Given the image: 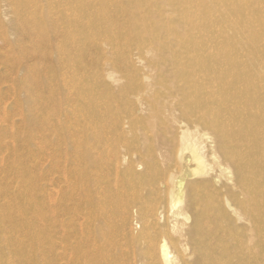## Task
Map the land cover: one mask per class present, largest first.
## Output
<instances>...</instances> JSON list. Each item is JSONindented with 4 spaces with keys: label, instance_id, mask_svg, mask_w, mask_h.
Wrapping results in <instances>:
<instances>
[{
    "label": "bare ground",
    "instance_id": "bare-ground-1",
    "mask_svg": "<svg viewBox=\"0 0 264 264\" xmlns=\"http://www.w3.org/2000/svg\"><path fill=\"white\" fill-rule=\"evenodd\" d=\"M252 11L257 13L253 18L247 16ZM103 44L112 46L111 57L103 53ZM134 52L141 63L166 75L158 79V84L168 94L147 102L150 106L157 102V117L159 107L173 106L178 99L187 108L185 124L192 127L186 124L187 128L181 129L176 152H169L172 142L162 139L160 149L168 151L162 160L150 151L142 155L143 169L139 171V166L132 165L127 174H121L124 182L115 183V225L94 219L96 232L102 236L105 231L115 233V243L103 237L101 246H92L93 251L99 252L96 254L105 255L115 244V258L95 255L98 259L94 263V255L89 254L88 259L86 254L75 259L79 264H264V0L257 5L247 0H0V176L8 175L4 178L10 180L3 185L2 193L7 196L9 186L15 183L22 188L15 198L10 197L12 201L8 198L11 202L0 197V264L54 263L45 250L54 242L42 239L49 232L52 217H56H48L52 208L44 202L51 194L46 192L47 196L41 197L35 193L37 179L30 166L36 161L31 150L39 139L37 134L45 131L43 126L50 124L53 116L57 128L62 115L81 117L78 126L83 129L89 118L98 112L103 114L100 101L89 94L102 84L91 76L104 71L106 63L119 65L130 60ZM150 52L156 58L147 61L146 54ZM123 69H115L114 73L128 78L127 69ZM20 72L24 77H20ZM175 85L182 91L180 97L171 93ZM90 103V109L84 108ZM73 104L81 108L74 110ZM115 112L106 110L109 116L121 115ZM24 121L26 133L21 128ZM198 128L215 140L227 164L211 176L201 147L193 141L192 132ZM83 140H71L70 144L78 154L87 156L93 146ZM109 151L107 158L118 159L121 151H115V155ZM174 159L177 166L173 169H158ZM89 169L88 166L81 172L83 179L97 176ZM231 169L236 178L234 185L222 181ZM83 184L77 187L83 189ZM92 187L90 191L95 190ZM65 188L63 192L68 191ZM81 203L78 204L84 207ZM105 208L109 212V207ZM101 211L95 213L100 214L98 218L104 208ZM44 212L48 214L45 216ZM38 219L41 225L37 226ZM55 220L58 222L57 217ZM69 230L72 233L75 228ZM69 230L65 232L70 234ZM36 234L40 235L38 239ZM25 235L30 238L25 239ZM187 251L192 252L190 257H185Z\"/></svg>",
    "mask_w": 264,
    "mask_h": 264
},
{
    "label": "rangeland",
    "instance_id": "rangeland-1",
    "mask_svg": "<svg viewBox=\"0 0 264 264\" xmlns=\"http://www.w3.org/2000/svg\"><path fill=\"white\" fill-rule=\"evenodd\" d=\"M247 1L252 2V3L257 5L261 0H247ZM251 10H253V9H251ZM255 14H257V13L252 11L247 16H250L251 18H253L255 16ZM115 34H117V31H115ZM117 36H119V34H117ZM106 46H109V45L103 44V48H102L103 53L106 54V56L111 57L114 50H113L112 46H109L110 48L106 47ZM133 54H134V56H132V58L130 60H126V62L125 61L119 62V65H117L115 63L111 64L110 62L106 63L104 65V71L102 70L100 72L92 74L91 77H94L97 80V82H100L102 84V86L95 88V89H91L89 94H91V96L93 98H96V99H98V101H100V103H101L100 109L102 112L104 111L103 114L98 112L97 116L95 115V116H92L91 118H89V120L84 123L85 127L83 129L78 126V124H80V122H79L80 119H83L81 117L80 118H76L75 116L66 117V116L62 115L59 119V127L57 128L56 127V119L53 116L50 124H45L46 126H43L45 131L37 134V137L39 139H37V141H36V146L33 147L31 150V152L34 153L33 155H34V159L36 161H34L33 164H30V166L32 165L31 166L32 167L31 170H33L32 173L35 176V178L37 179V183H36L37 187H36L35 193L41 197L45 196L46 194H51V195H49V196H52L50 198L47 195H46L47 197L45 196L47 198L48 202L45 200L46 198L44 199L45 205L47 207L50 206L52 208V209H50L52 211H50V214L48 217L50 218V216L53 214L57 217V220H58V222H56V220H55L56 217H55V219H54V217H52L53 220L50 222L51 226L49 225V229H48L49 232L45 233L42 237L43 241H49L52 243L54 242L52 245L50 244V246H45V250L49 251L48 255L50 256L51 260H53V262H54L53 264H73V262H74V264L75 263L79 264L78 263L79 261L77 259H80L81 256H86V254H87V256L89 254H90L89 256L94 255L93 256L94 258H91L92 261L94 260V263L96 262L95 260L98 259L97 257H95V255H97L99 258H101V257L102 258H115V244H114L112 249H110L108 252H105V255H104V253L102 254V252L100 254H96L99 252L93 251L96 249L95 247L101 246V242H102L103 237H105L108 241L115 243V233H112L110 231H105V235L102 236V235L98 234L95 230V228L97 226V225H95L96 220L97 221L105 220L108 222H112L115 225V186H116L115 183L120 185L121 183L124 182L122 178H123L124 174H127V172L130 171V169H131L130 167H132V165L137 166V168L139 166L138 170L140 171V169L142 168V167H140L142 155L143 156L147 155V154H149L148 152H150V151L155 152L157 159L162 160L163 159L162 156L167 151L166 150L164 152L165 148L160 149L161 145H163L162 139L166 138L167 140L172 142V145H171L172 148L169 149V152H176L178 150V142H179L180 137H181V136H179L181 129H184V128L186 129L187 125L189 126L188 128L192 127L190 123L189 124L186 123L187 125L185 124L186 121L184 120L183 116L185 114L184 111L187 108L184 109L185 103L182 104L181 102H179L178 99H177V101L176 100L173 101V103H172L173 106L166 105L165 107H162V106L159 107L160 112L158 115L159 117H157V113L155 111V105L157 106V102L155 103V101H154L152 106H150V103L147 104V102H149L148 100L153 99V97L156 98L158 95H164L165 93L168 94L169 91L166 90L165 87H163L161 84H158V79H160L162 77H166V75H163V74L159 75L157 73V71L154 72V70H152V68L150 67V65L148 63H144V62L141 63V61L138 59L139 56L137 55L136 52H134ZM153 55L155 56V54H151V52H150V54L149 53L146 54L147 59H148L147 61H150V60L152 61L153 59H155L156 57H153ZM119 68H124L123 70L127 69L128 72H126V75L128 76V78L130 80L131 79L132 80L128 81V78L123 76L122 74L121 75L115 74L114 73L115 69H119ZM149 70H150V73H149ZM19 75H20V77H24L23 72H20ZM114 76H116V77H114ZM155 76H156V78H154ZM162 79H164V78H162ZM145 80H149V81L146 82ZM147 84H148V86H147ZM171 91H170L171 93H174L175 96H179V97L182 93L181 89L177 85H175L173 88H171ZM140 100L142 102H140ZM141 103H144L142 105L143 109L140 105ZM88 106H93V103H90L87 106L84 105V108H86ZM79 107H80L79 105L73 104L74 110L79 109ZM175 108H176V110H175ZM88 109H90V108L88 107ZM157 109H158V106H157ZM106 110H109V111L114 110V112L117 110L116 112H119V114H121V115L118 117L116 116V114H115V117L109 116L108 113H106ZM172 114H174V115H172ZM157 118H158V120H157ZM155 120H156V122H155ZM153 123L156 125L155 128L153 127L154 126ZM182 123H184V124H182ZM25 127H26V125H25V121H24L21 128H23V132L26 133L27 130L25 129ZM153 128H154V130H151ZM32 129L38 130L37 127H32ZM192 133H193V141H195L201 147V149L204 153L205 158L203 157V159H204V163L205 164L207 163V169H208L207 171H209L208 176H211L212 174L218 173L216 171H219L221 168L224 169L225 167H227V164L224 161L225 159L223 158V155L220 151L218 144L215 142V140H213V138L210 135L204 136L203 135V133H204L203 129L199 130V128L196 129L195 131H193ZM71 136H73V137L69 138ZM74 136L78 137V138H74ZM92 138H95V141H91ZM175 138L177 139V142H176ZM80 139L82 141H84L83 139H85V141L89 142L90 145L93 146L92 147L93 149L86 152L87 154L84 153L87 156H85L81 153L78 154L77 153L78 151H74V149L72 148V146L70 144L71 140L72 141L74 140V142H76V140H77V142L78 141L82 142ZM44 142H45V144H44ZM93 144L94 145L96 144L98 146L96 147V145L94 146ZM100 149H101V151L104 149L102 152H103V154L104 153L106 154V155L102 154L103 159H101L102 157L100 156V154L102 153L100 151ZM115 149H117V150H115ZM175 149H177V150L175 151ZM109 150H113V151L115 150L116 153L121 151L120 152L121 155H120V153H118V159L114 158V157H110L111 159L107 158L108 157L107 152ZM213 150H214V152H213ZM66 151H67L69 156L66 154ZM90 151L97 153V156L99 155L98 157H100V158H98L97 156H94L93 154H95V153H91ZM115 151H114V153H112L113 155H115ZM158 152H160L161 158H160ZM25 153L26 152H24L23 155ZM75 153L77 156L75 155ZM88 154H89V156H88ZM66 155L68 156L67 159H66V157H67ZM122 155L125 158L122 157ZM219 155L221 158L219 157ZM92 156H94V159ZM104 157L109 159V160L105 159ZM62 158L63 159L65 158L66 160L65 159L63 160ZM96 158H98V161ZM112 159H113V162L110 163V161H112ZM115 159L117 160L116 161L117 163L119 161V163H118L119 165L115 162ZM57 160H59V161L57 162ZM124 160H126V162ZM67 161H68V163H67ZM101 161H103V162H101ZM105 161H107V162H105ZM69 162H71V166L68 167V165H70ZM95 162L98 163V165L96 164V166H95ZM101 164L103 165V167L100 166ZM61 165H63V166H61ZM104 165L105 166L107 165V166L105 167ZM215 165H216V167H214ZM64 166H66V167H64ZM88 166L90 169H92L91 173L97 174V176L92 174V176L93 175L94 176L93 177L91 176V179H89V180L87 178L83 179V174L81 173V172H84V170L86 168L88 169ZM116 166L118 167L117 172H115ZM176 166H177V160L174 159L172 161L170 160L164 166H161V168L158 167V169L159 170L164 169L165 171H169L170 169H173ZM99 167H101L103 169H100ZM127 167H129V168H127ZM93 168H95L98 173L96 172V170L94 171ZM67 169H68V172H67ZM90 169H89V171H90ZM228 169L229 168H227V170ZM57 170L59 172L60 171L61 172L58 173ZM99 171H102V174ZM228 171H230V169ZM231 171L232 172L230 174H228L229 172L226 171V176L222 177V181H224V182L226 181L230 185H234L236 178H235V174H234L232 169H231ZM64 172H67V174H69V175L65 174V176H66L65 177ZM116 173H117V176H116ZM99 174H101L103 177L101 175L99 176ZM121 174H123V176ZM231 174L233 175V177ZM229 175H231V176L229 177ZM4 176H7V178H8V175H5V174L0 176V183L2 184V185H0V187H1L0 188V197L1 198L3 197L4 201L6 200V202L7 201L9 202L10 200L12 201L11 198H15L14 195H17L22 191V188L20 185L15 183V184L9 186L8 192H7L8 197L5 196L6 194L3 196L4 193H2V191L5 189V186H3V185L10 182V180L5 179L6 177L4 178ZM1 177H2V179H1ZM40 177H42V181L39 182V180H41ZM61 177L66 178L67 180L62 179ZM3 178H4V180H3ZM92 178H94V179H92ZM98 178H99V180H98ZM100 178H102L103 180ZM204 178H202V179H204ZM81 179H83V180H81ZM86 180L89 183H87ZM228 180H230V181H228ZM6 181H9V182H6ZM59 181H61V182H59ZM231 181H233V182H231ZM83 183L86 186H84ZM96 183L97 184L100 183L99 184L100 186L96 185ZM41 184H42V186H40ZM81 184H83V189H81V186H79L80 188L77 187V185H81ZM87 186H88V188H86ZM69 187H71L70 189H72V190H69ZM89 187L90 188L92 187V189H95V190H92L94 192L90 191L91 189ZM64 188H65V190H68V191L63 192L62 190ZM86 189L88 191H85ZM83 191H85L84 193H86V194L81 195V192L83 193ZM99 191H102V192H100L102 194L98 193ZM89 192H91V193H89ZM96 192H97V194H94ZM60 193H62V194H60ZM77 193H80V194H77ZM92 193L94 194V197H93V195H91ZM56 194H58V195H56ZM63 194H66L65 195L66 197ZM87 194H88V196H87ZM99 194H100V196H99ZM89 195L91 198L89 197ZM53 196H54V199H51V198H53ZM58 196L61 199H59L60 202L58 200V203H57L56 201L59 198ZM67 196H69V199ZM80 196H82V197H80ZM64 197L66 199H64ZM71 197H73V198H71ZM78 197H80V199ZM85 197H87L86 200H85ZM48 198L51 200L50 202H49ZM93 198L96 199V201ZM62 199L64 200V202H63L64 204L67 203V201H68L67 204H69V207L71 208L70 212H68L69 211L68 205H66V204L64 205L63 203H61L63 201ZM69 200H70V203H69ZM84 200H85V202H84ZM88 200H90V201H88ZM93 200L95 202H98V203H94ZM75 201H78V202H75ZM86 201H88V202H86ZM73 202H75V203L73 204ZM81 202H83V204L85 206L87 204H89V205H87L86 207L83 205L84 207H81V205L78 204ZM48 203H49V205H48ZM56 203H57V205H56ZM52 204H53V206H52ZM61 204H63V206ZM92 204L94 205V207H92L93 206ZM73 205H75V206L72 207ZM79 205H80V207H79ZM96 205H97V208L100 210L95 208ZM107 206L109 207V212L105 211V209H106L105 207H107ZM99 207H102V209ZM64 208L65 209L67 208L66 211L64 210ZM83 208H85V209H83ZM88 208H89V210H87ZM103 208H104V212H103L102 216H100L98 218V216L100 214H98V216H96L95 213H98V212L101 213L102 212L101 210H103ZM73 209H76V210H73ZM78 209H80V210H78ZM86 211H87V214H86ZM89 211H90V214H89ZM93 211H95V212H93ZM10 212H11V210H10ZM60 212L64 213L65 215L61 214ZM80 212L82 214L83 213H85V214L82 215ZM68 213H71L72 216L70 214L68 215ZM91 213H92V215H91ZM44 214L46 216L48 213L46 214L44 212ZM79 215H82V216H79ZM63 216L65 219L63 218ZM78 217H79V219H78ZM91 217H93V219ZM76 219H78V220H76ZM83 219H84V221H83ZM87 219H88V222H87ZM94 219H96V220H94ZM189 219L187 220V218H186L188 223L191 224L193 219H192V217L190 220ZM65 220L67 223L64 224L62 221L65 222ZM74 220H76V221H74ZM90 220H92V221H90ZM186 220L184 219V221H186ZM39 221H40V219H38V221L35 220V223L37 226L39 224L41 225V221L40 222ZM54 222H56V223H54ZM60 222H62L61 225H63L64 227L66 226V227L64 228L63 226H61ZM73 222H75V224ZM82 223L83 224L85 223V224L83 225ZM93 223L95 226L93 225ZM54 224H57L58 226L55 227ZM68 224H70V225H68ZM76 224L78 226H76ZM79 224H80V226H79ZM73 225H74V227H73ZM86 225H87V227H86ZM84 226H85V228H84ZM88 226H90V228H89L90 230H92V229L93 230L90 231L89 229H87ZM62 227H63L64 231H62V229H60ZM68 227L70 229H72V231L75 228V230L72 232L73 234L71 233V230H69ZM80 227H81V229H80ZM85 229H87V232ZM65 230H69L70 234H68V231L65 232ZM81 231H82V234L84 233V235H83L84 237L82 236ZM83 231H85L86 233ZM63 232H65L66 234H64ZM71 234L73 237H71ZM76 235H78V236H76ZM39 237H40L39 234L35 235V239H38ZM69 237H70V239H69ZM28 238H30V237L25 235V239H28ZM122 238L123 237H120L119 239L122 241ZM87 240H89L90 242ZM77 243H79V244H77ZM83 243L87 247L83 246L84 245ZM91 243H92V245H91ZM80 245H81V248H79ZM72 247L74 250H76L77 248H79V249H77V252H76L72 249ZM69 248H71V250ZM85 248L86 249L89 248L88 250L91 249L90 253L87 252L88 250L84 251ZM37 249H38V246H37ZM63 249H64V251H62ZM78 250H79V252L81 251L80 252L81 255L79 254ZM92 251L94 254H92ZM50 252H51V254H50ZM63 252H65V253H63ZM61 253L63 256L61 255ZM71 253L73 255H71ZM76 253L79 254V256L76 255L77 257H75ZM185 255H186L185 257H190L192 255V252L187 251ZM53 256H54V258H53ZM89 256H88V259H89ZM70 257H72L71 258L72 260L69 261ZM75 258H77V259H75ZM75 260H77V261L75 262ZM34 261H36L38 263V258H36V260H34ZM92 261H89L87 264H94V263H92ZM190 261H192V260H190ZM108 262H109V264L111 263L110 261H108ZM113 264H115V263L113 262Z\"/></svg>",
    "mask_w": 264,
    "mask_h": 264
}]
</instances>
